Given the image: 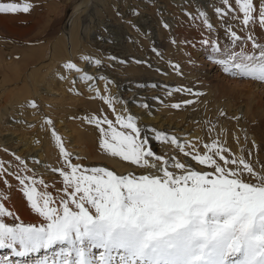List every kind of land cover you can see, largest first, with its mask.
Instances as JSON below:
<instances>
[{
  "label": "snow or ice",
  "instance_id": "obj_1",
  "mask_svg": "<svg viewBox=\"0 0 264 264\" xmlns=\"http://www.w3.org/2000/svg\"><path fill=\"white\" fill-rule=\"evenodd\" d=\"M219 4L222 7L216 6L214 15L228 42L221 45L219 38L209 37L201 43L213 47L217 56L212 62L224 74L264 83V43L254 32L257 26L264 31V0H219ZM34 7L28 0L0 2V14H28ZM186 15L199 20L209 34L217 31L205 11ZM181 43L195 46L188 40ZM80 59L89 67L103 66L101 59L88 55ZM108 59L126 63L116 56ZM135 62L148 65L146 60ZM62 67L78 74L69 81L73 85L70 92L78 81L83 82L94 93L92 98L99 99L114 116L110 119L100 109L99 114L82 118L96 129L99 152L127 162L134 170L117 174L105 166L74 162L82 158L67 150L53 121L44 118L42 127L51 129L58 150L59 167L48 169L58 174V181L49 183L39 177L27 159L15 153L11 154L14 162L0 158V181L10 188L8 177L15 179L27 206L39 217L35 224L20 220L5 204L10 197L0 191V249L10 250L14 257H31L14 264H264V163L257 159L259 146L248 140L246 131L243 137L232 136L239 146L234 152L227 138L221 139L226 133H217L210 120L205 122L207 139L141 125L127 102L111 93L114 80L91 75L72 60ZM171 67L182 75L179 65ZM58 78L68 80L63 74ZM98 81L104 82L103 91ZM162 87L169 97L174 93L192 97L165 105L177 110L199 103L205 95L186 86ZM154 99L163 103L159 97ZM28 107L39 106L32 100ZM138 107L147 110L150 105L141 102ZM219 115L227 118L225 111ZM153 138L168 145L172 153L155 152ZM33 163L41 162L33 159ZM0 264L13 261L3 257Z\"/></svg>",
  "mask_w": 264,
  "mask_h": 264
},
{
  "label": "rangeland",
  "instance_id": "obj_2",
  "mask_svg": "<svg viewBox=\"0 0 264 264\" xmlns=\"http://www.w3.org/2000/svg\"><path fill=\"white\" fill-rule=\"evenodd\" d=\"M81 1L82 0H56L53 9L55 10L58 8L56 9L58 12L55 10L54 13H52L55 14V17L51 15V21H46L47 18L45 15L47 10H50V7L47 6L50 2L49 0H28V2L35 5L33 10L28 14L0 15L2 17L6 16V18L14 17L17 22L21 19L23 22L29 20L30 23L35 16L39 14L38 12H40V17L43 18H40V21H46L48 22L47 24L50 23V26L48 25L46 27L48 28L46 30L50 33L48 32L47 34L44 29L46 22H44L45 24L41 22L42 25L40 24L37 27L39 31L36 29L35 33L36 36L45 39L41 40L38 38L34 40L32 43L35 45H41L42 42L44 43L53 39L58 33L64 30L65 25L76 20L78 25L77 34H79L78 37L82 47L81 49L79 48L80 50L74 58L72 59L70 57L69 60H75L74 62L79 65V59L83 55L101 59L103 66L99 69L89 67L84 61L82 65L79 66L88 71L89 74H91L92 68L96 69L95 71H101L100 75L114 80L115 84L119 86H124L125 84L126 86L119 91L123 92L121 94L115 93V96L122 97L125 102L128 101L129 98L130 101L133 97L138 100L135 102L136 104L146 102L150 105V108L147 110L154 114L162 115L163 119L170 121L172 124H178L181 130L185 128L188 131H195L198 136H203L205 139L208 138L207 129L205 128V122L208 120L216 125L217 133H224L226 129L224 126L226 118L221 117L219 113L223 111L225 107H229L231 113L237 114V117H241L239 122L236 120L237 130L240 136L243 137L246 131L248 140H255L256 144L259 146L257 159L261 163H264V83L254 82L250 79L232 78L224 74L222 70L212 62V58L217 56L213 47L210 44L204 45L201 43L202 38L209 37L211 39L219 38L221 45L228 42L224 32L219 28L220 22L214 15V8L216 6L222 7V5L219 4V0H86V5H81ZM0 2H23V0H0ZM258 2L259 0H257V3ZM44 6L48 8L43 10L42 8H44ZM40 9L43 10V12ZM134 11L138 12L139 15H134ZM198 11H205L207 13L210 22L217 26L216 32L209 34L199 20H191L189 16L186 15V13H191L192 16H197ZM57 17L58 21H56ZM164 23L169 25L168 29L163 27ZM18 24H21V22H18ZM24 25L26 24L24 23ZM41 28L45 31L43 34L40 32ZM254 32L257 40L264 43V31H261L257 26ZM240 34L244 35V33ZM172 40H175L177 43L173 44L171 42ZM185 40L192 41L195 46L181 43ZM248 47L250 48L251 45L249 44ZM153 49H156V52H154ZM157 52L159 55L156 54ZM189 54H191V59L189 58ZM110 56H116L118 59L126 61V63H114L108 59ZM46 58L48 60L49 56H46ZM136 60H146L151 67L145 64H137L135 62ZM173 64L179 65L182 75L173 70L171 67ZM60 66H62L60 62L57 63L56 67L59 68ZM157 69L161 71L158 72ZM97 73L98 72H95L93 75H99ZM74 75L77 76L78 74L76 75V73H73L71 76L75 77ZM152 83H156L160 85V87H137L138 84ZM163 85L186 86L193 88L195 91H200L205 95L200 97L199 103L193 106L180 110L172 109L165 105H170L171 103L192 97L175 93L173 96L169 97L162 87ZM41 89L43 91H41V93L45 97V100L42 102L47 106L45 109H55L60 105V107H64L61 112H57L56 110L58 109L50 111L53 119L56 118L54 112H57V116L61 115V117L65 116V118H67L68 125L75 123V125L81 128L83 135L86 134L83 139V142H88V144L87 142L85 143L86 148H89L91 152L93 151L92 153L100 155L98 156L99 158L89 159L85 155L79 156L78 154L77 156L82 159L74 162H80L88 166H105L110 170L116 171L117 174H124L134 170L127 162H123L119 160V158L102 155L99 152L97 147L98 133L94 126L87 124L82 118L85 115L99 114L100 109H103L110 119H114V116L106 105H103L99 99L92 98V93L86 92L87 86L83 82L78 81L75 85V91L81 97L79 102L66 100L61 102L60 105L56 102L53 103V100L50 102L46 98H50V96L53 97V94L47 95L45 90H43L44 88ZM125 91L131 94L127 99L126 95L128 92L125 93ZM132 93H135L136 96H133ZM154 97H159L163 103H160V101L154 99ZM129 103L131 104L132 102ZM130 104H128V107ZM39 111L41 112L42 109L40 108ZM36 115L39 116V113ZM136 116L139 118L138 115ZM6 118L8 120V125H14L16 128L29 127L24 117L20 114L13 115L10 113L5 119ZM144 126H147V124ZM30 131H32L31 128L25 130V132ZM165 131L169 132L168 129ZM8 135V132H2L1 136L3 138L0 137L1 140L5 141L6 138L4 137ZM12 141L13 140H10L6 143ZM241 145H244L243 140ZM12 146L13 144L10 147L8 146V148ZM151 147L158 154L172 153V149L168 145L162 144L154 138L151 141ZM247 147L252 148V144L248 143ZM67 150L72 153L74 152L71 149ZM1 152L4 153V149L0 147V153ZM20 157L27 159L26 155H21ZM0 158L5 161L4 157L0 156ZM111 158L115 161L113 164L109 161ZM181 159H183V157H181ZM42 164L43 163L40 165L38 164L39 166L36 168H34V165L29 167L34 169L39 177H42L47 182L49 181V183L50 181H58V174H53L49 170L44 172L48 167ZM120 169L121 171H118ZM9 178L10 177H8V180ZM10 180L9 183L12 182L10 183V185H12L10 189L5 186L3 182H0V191L10 197L5 201L6 206L18 215L23 222L38 223L39 217L27 206L26 200L19 191L17 181L12 180V177ZM14 183L16 186L13 185ZM2 187L4 189H2ZM56 187H60L58 182L56 183ZM17 189L18 192H16L17 196H14V201V199H11L12 193H10V191H17ZM19 198H21L22 201ZM6 222L10 224L13 223L11 218H6ZM8 252L11 253L8 249H0V258L8 257L14 264L17 258L10 256ZM22 259L25 258H21V260Z\"/></svg>",
  "mask_w": 264,
  "mask_h": 264
},
{
  "label": "bare ground",
  "instance_id": "obj_3",
  "mask_svg": "<svg viewBox=\"0 0 264 264\" xmlns=\"http://www.w3.org/2000/svg\"><path fill=\"white\" fill-rule=\"evenodd\" d=\"M49 1L50 2L48 3L47 6L50 7V10L48 9L47 13L45 14L47 18L46 21H51V18H52L51 15L53 16L55 15L52 13H54V11L58 9L56 7H55L56 8L55 10L53 9L54 4H56L55 3L56 0H49ZM85 3H86V0H82L80 2L81 5ZM48 7L44 6V8L42 9L45 10ZM43 10L41 11L43 12ZM56 11L58 12V10ZM38 13L39 14L37 15L35 14L36 15L35 18L33 16L34 19L30 23H29V20L27 22L25 21L23 22L22 19L19 20L18 22H21V24L23 25L18 24L17 20H15L14 17L6 18V16L2 17L0 15V137L3 138L1 136L2 132H6V133L8 132L9 134L8 136L4 137L6 138L5 141L4 140L2 141L0 138V143H1L0 147L8 150L7 153L5 151L4 153L1 152L0 156L4 157L5 161L9 160V161L14 162V158L11 155L12 153H15L18 156L26 155L27 160L29 162L28 166L34 165V168H36L41 163H43L42 165L44 166L46 165L47 167L48 166L59 167L58 150L55 148L54 141L51 137V129H49L47 125H43L42 127L44 118H50L54 123L57 133L62 137L63 142L65 143L67 149L73 150L74 151L73 153H75V155H78V154L79 156L85 155L89 159H95L100 155H96L95 153H92L93 151L91 152L89 148H86L85 143L87 141L83 142L84 135L86 134L83 135L81 128L75 125V123L68 125L67 118H65V116L63 117H61V115L57 116V112H61L62 108H64V107H60L61 102H64L66 100L79 102L81 100L80 95L77 94L75 90L72 92L69 91V89L73 87V85L69 82L73 78V76H71L73 75V73L65 72L62 66H60L59 68H57L58 66L56 67L57 63L59 62L61 65H63L66 61L69 60L70 57L73 59L74 56L78 53V51L82 47L81 41L78 37L79 34H77L78 32L77 22L76 20H74L70 24L66 23L67 25H65L64 23L65 25L64 30L58 33L53 39H50L49 41L44 42V43L42 42L41 45L40 44L35 45L32 42L40 38L36 36V33H35L36 29H38L37 27L41 24V22H43V21H40L41 20L40 18H42L40 17L41 15L40 12ZM22 18H25V17H22ZM56 21H58V17ZM24 23L26 25H24ZM47 23L48 22H46L45 28L43 26L42 27L45 29V31L48 34L49 31L46 30L48 29L46 27L50 23L49 24ZM45 31H43L42 28L40 29V32H42V34ZM42 39H45V38H42ZM28 46H31V47H28ZM46 56H49L48 60ZM79 60H80L79 65H82L83 61L81 59ZM95 70L96 69L92 68L91 74L93 75V73L98 72L97 74L99 75H96V76L97 77L101 76L100 75L101 71L99 72ZM58 74H63V75L68 76V80H60L58 78ZM125 86L126 85L124 84V86H119L117 89V84L114 83L110 85L109 88H110L111 93L114 95L115 93L121 94L123 91L121 92L119 91L121 88ZM97 87H99L101 91H103L104 82L98 81ZM41 88H44L43 90H45L47 95L53 94V97L50 96V98L49 97L46 98L47 100H49L50 102L51 100H53L52 101L53 103L56 102V103H59L60 105V106H57L58 108H55V109L53 108L55 106L52 107L54 110L58 109L56 110L57 111L56 113L54 112L55 117H56L55 119H53L52 114L50 113V111H52L53 109L51 110L45 109L47 106H45V104L42 102L43 100H45L44 99L45 97L41 93L42 91ZM86 92L92 93V92H89L87 89H86ZM127 92L125 91V93ZM135 93H132L133 96L134 95L136 96ZM92 95L94 96V93H92ZM129 95L131 94L128 92L126 95V99ZM129 99L128 101H126L127 104H130L129 102H132L129 106V109L131 113L139 116L138 119H139L140 124H143V125L147 124V126L155 127L157 130L158 129H165V130L168 129L169 132L175 133L181 137H183L186 133H191L194 137L198 136V134L195 131H191V130L188 131L185 128L181 130V127L178 124H175V123L172 124L170 121L163 119L162 115L154 114L149 110L137 107L138 104H136L135 102H137L138 100L135 99V97H133L130 101ZM32 100H35L37 102L39 106L38 109H32L28 107V102ZM40 108L42 109L41 112L39 111ZM117 108L119 109V105H117ZM223 111L227 113V118L224 124L226 128L224 133H226V136L222 135V139L227 138L228 146L231 147L234 152L235 151L237 152L239 146L236 143H234L232 140L233 135L240 136V133L237 130V121L235 120L236 121L235 122L233 119V117H237V114L231 113V110L229 107L227 108L225 107ZM10 113L13 115L20 114L21 116L24 117V120L28 124V126L29 125L31 126L27 128H23L19 126L20 128L18 127L16 128L14 127V125H8L7 124L8 120L7 118L5 119V117H7ZM37 113H39V116L36 115ZM28 128H31L32 131L25 132V130L26 129L28 130ZM10 140H13V141L10 143H6L7 141H10ZM93 140H94V137H93ZM12 144L13 146L11 148H8V146L10 147ZM241 144H242V140H241ZM33 159L39 160L41 163L39 165L38 164L36 165L35 163H33V161H31ZM109 161L111 164L115 162L112 158L109 159ZM48 170L49 169L45 170L44 172H47ZM118 171H121V169ZM12 180H15V179L12 178ZM51 182L52 181H50V183ZM15 183L13 185L16 186ZM2 189L4 188L2 187ZM15 190H16V187H15ZM16 192H18V189L17 191H14V190L10 191V193H12V196H11L12 200L15 198L14 196H17ZM19 199L21 200V198ZM9 255L12 256L11 253H9ZM14 258H17V260L21 259L19 257H14ZM30 258L31 257L25 258V259H30Z\"/></svg>",
  "mask_w": 264,
  "mask_h": 264
}]
</instances>
